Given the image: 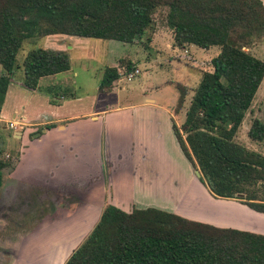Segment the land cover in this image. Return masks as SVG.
I'll return each mask as SVG.
<instances>
[{"label": "trees", "instance_id": "1", "mask_svg": "<svg viewBox=\"0 0 264 264\" xmlns=\"http://www.w3.org/2000/svg\"><path fill=\"white\" fill-rule=\"evenodd\" d=\"M157 23L171 30L174 46L220 47L193 89L182 132L174 124L173 130L211 195L264 213V154L235 139L264 79V60L245 49L264 35L261 0H0V100L27 38L66 34L147 44ZM22 68L23 86L37 90L42 77L68 70L70 61L63 51L34 48ZM131 68L126 57L104 67L99 91ZM177 89L175 112L188 93ZM248 136L262 141L264 122L253 120ZM6 166L0 157V185ZM64 264H264V234L151 207L126 212L107 205Z\"/></svg>", "mask_w": 264, "mask_h": 264}, {"label": "crops", "instance_id": "2", "mask_svg": "<svg viewBox=\"0 0 264 264\" xmlns=\"http://www.w3.org/2000/svg\"><path fill=\"white\" fill-rule=\"evenodd\" d=\"M261 1L264 4V0ZM169 30L157 23L149 43L133 44L140 43L152 50L153 43L161 40ZM43 38L45 46L42 48L63 51L69 61L68 50L78 51L80 57L88 59L90 50L95 52L101 46L100 42H91L88 37L74 35L53 34ZM174 47L177 46L173 44ZM94 57L95 54L90 58ZM125 57L131 61L132 70L122 75L129 80L140 70L132 59ZM104 58L106 62V56ZM120 58L124 57L111 62L108 58L107 66H118ZM146 58L150 62L149 56ZM70 69L71 61L68 70L42 77L40 81L49 77L55 84L39 85L37 90L25 88L22 77L12 78L0 100L3 118L0 157L7 162L0 185V220L9 221L5 210L16 206L21 187L33 186L37 189L34 199L42 200L43 211H39L44 213L41 219L34 221L37 225L28 229L34 242L41 230L46 231L42 236H52L50 232H54L58 223L63 225L74 220L77 226L82 225L75 231L76 240L64 248L63 259L57 248L50 254L48 264H64L98 222L107 205L126 212L151 207L220 227L264 234V213L234 199H213L184 156L174 133L173 124L180 130L184 122L176 120L183 107L175 112L179 95L177 85L187 87L186 96L193 94L204 70L194 77L186 68L179 70L175 80L139 85L135 101L124 103L119 96L123 88L117 87L121 77L106 92L99 91V83L88 88L75 82L71 87L78 93H68L66 77L63 80L56 77ZM189 77L191 83L187 82ZM164 84L169 91H164ZM8 120L16 122L15 129L7 126ZM3 143L12 146V150L2 149ZM48 205L57 208L56 217L46 216L51 213ZM14 209L11 212H15ZM212 210L222 216L220 225L208 215ZM10 214L15 220L22 217V214L20 217ZM42 222H48V226L41 229ZM33 240H28L21 251Z\"/></svg>", "mask_w": 264, "mask_h": 264}, {"label": "rangeland", "instance_id": "3", "mask_svg": "<svg viewBox=\"0 0 264 264\" xmlns=\"http://www.w3.org/2000/svg\"><path fill=\"white\" fill-rule=\"evenodd\" d=\"M159 12L160 11H158L155 15L156 22H158L162 17ZM90 40L91 42H100L99 44H101V46L98 47L95 52L91 49L88 59L80 57V53L78 51L70 52V50H68L69 55L71 54V69L65 74H60L56 77V79L59 78V80H63V77H66V82H68L66 84L69 91L68 93H78V91H75L76 88L71 87L75 82L81 83L88 88H93L100 82L103 69L108 65V58L111 62L119 57L127 56L134 61L135 65L138 66L140 73L135 74L134 78L129 80L125 75H122L120 80L117 82V87L119 89L123 88V90L119 92V96L122 97V101L124 103L128 101H135V96H137L136 91L139 89V85L160 83L165 79L175 80L179 70H185L187 68V70L191 73V76H199L202 70H210L209 64L211 59L214 58L220 51L219 46L201 48L193 44H189L184 48H172L173 37L170 30L161 40L153 43L152 50L145 49V46L140 43L129 44L116 40H101L94 38H90ZM52 42H54V40ZM44 46L45 39L43 37H31L23 41L22 47L16 56L13 75L14 80H19L23 77L22 60L27 51ZM245 49L254 56L264 60V35L261 38L256 39ZM94 54L95 57L91 59L90 57ZM105 56L106 62H104ZM148 56L150 62L146 58ZM170 60L172 62H169ZM190 77L187 80L188 83H191L192 81V78ZM54 82L53 78L49 79V77H46L39 82V85L45 87L46 85L55 84ZM167 86L168 85L164 84V91H169V87ZM61 88L63 89V86H61ZM191 97V93L186 96L185 103L178 113L176 120L185 119L186 108ZM255 119H259L264 122V79L261 82L252 104L247 110L243 122L235 136V139L245 145L248 149L264 154V138L262 141H256L252 140L248 136V130L252 121ZM1 148L4 150H12V146L7 143H3ZM21 188L22 190L19 191V195L21 196L16 200V206H10L8 207V210H5V214L8 216L7 220L9 221L0 220V264H48L50 260L49 257H51L50 254H52V251L57 248H60L59 255L62 256L61 258L63 259V252L65 253L64 248L76 240L77 235L75 231L76 229L81 228L82 225L77 226V222L74 220H72V222L69 220L63 225L58 223L54 227V232H50L52 236L49 234L42 236L41 234L46 231L41 230L34 242L28 229H33L38 223L34 221L43 217V203L42 200L34 199L35 193L37 192L36 187L25 186V188ZM213 199L215 201H219L217 197L213 196ZM47 207L51 210V213L46 216L49 218L56 217L57 208H54L55 206L52 205H48ZM13 209L15 212H11ZM6 211H8V213H6ZM10 213L18 214V217L22 214V217L17 219V221L13 219L14 215H11ZM208 215L213 218V222L220 225L219 220L222 216L219 212L212 210ZM25 216L29 217L30 220L24 219ZM46 223L48 222L40 223V226L42 225L41 229L48 226ZM30 239L33 241L29 243L28 247H26V243L28 240L30 241ZM23 245L26 246L21 251V247H23ZM70 247L71 246H68L69 249ZM19 258L20 260L17 261L16 259Z\"/></svg>", "mask_w": 264, "mask_h": 264}, {"label": "built area", "instance_id": "4", "mask_svg": "<svg viewBox=\"0 0 264 264\" xmlns=\"http://www.w3.org/2000/svg\"><path fill=\"white\" fill-rule=\"evenodd\" d=\"M3 120L2 118V115H1V107H0V122ZM7 123V126L10 128V129H15L16 128V122L12 121V120H8L6 121Z\"/></svg>", "mask_w": 264, "mask_h": 264}, {"label": "water", "instance_id": "5", "mask_svg": "<svg viewBox=\"0 0 264 264\" xmlns=\"http://www.w3.org/2000/svg\"><path fill=\"white\" fill-rule=\"evenodd\" d=\"M196 175H197V176H200V172H199V170H196Z\"/></svg>", "mask_w": 264, "mask_h": 264}]
</instances>
